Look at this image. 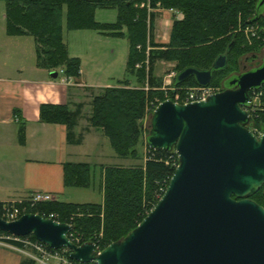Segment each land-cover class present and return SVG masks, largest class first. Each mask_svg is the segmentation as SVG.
<instances>
[{"label":"trees","instance_id":"obj_1","mask_svg":"<svg viewBox=\"0 0 264 264\" xmlns=\"http://www.w3.org/2000/svg\"><path fill=\"white\" fill-rule=\"evenodd\" d=\"M4 1L6 33L9 36L26 34L33 36L36 41L37 64L43 67L63 65L65 74L70 77L79 76L81 62L78 57H71L65 47L62 35L63 17L68 30H102L114 27L121 30L126 26L130 43L126 67L131 71L136 63L145 60L146 44L151 47L148 53L147 79L151 89L147 95L141 90L107 87L104 95L95 96L91 103L93 111L88 117L90 126L102 131L113 151L120 158L136 159L139 156L138 120L144 114L145 102L156 94L153 88L160 86L161 83L153 75L155 61L176 62L178 73L188 67L209 70L216 58L224 55L226 66L214 70L209 83V85L221 84L223 90L227 78L234 74L225 75L226 78L223 75L238 68L241 63L239 58L244 54L247 55L244 59L257 56L255 52L258 46L244 45L243 33L235 31L239 16L243 15V20L247 21L245 23L261 21L264 24V16L257 12L259 0H152L153 7L160 3L163 8L177 9L184 15L183 19L173 21L169 42L159 44L153 41L155 13L149 14L147 29L146 9H138L134 6L144 0ZM64 5L66 13L63 12ZM96 6L115 8L117 22L112 25L96 23L92 13ZM260 34L264 36L263 29L260 30ZM117 35L124 34H110V36ZM138 44L142 46V51L137 50ZM135 72L140 81L146 77L144 67ZM196 85L193 77L176 83V87L183 88ZM256 91L260 93L258 99L260 106L252 112L249 111L248 128L250 130L255 128L261 132L264 130V84ZM82 108V103L76 104L73 110L65 104L45 103L39 106V118L44 123L65 125L67 141L78 145L82 143L83 137L82 133H75V128L82 118ZM18 133L19 140L23 142L24 123L20 124ZM177 164L178 159L174 149L165 151L148 147L144 164L139 167H104L102 203L77 204L52 200L35 205L29 213L54 214L58 222L73 225L75 233L81 238V244L90 241L103 249L110 243L124 238L149 213L164 193ZM90 182L89 164L64 165L66 187L87 188ZM251 199L264 207V187L251 196ZM30 236L35 239L33 235ZM11 243L22 247L21 243L14 241ZM66 255L69 256V251ZM20 264H34V262L25 258Z\"/></svg>","mask_w":264,"mask_h":264},{"label":"water","instance_id":"obj_2","mask_svg":"<svg viewBox=\"0 0 264 264\" xmlns=\"http://www.w3.org/2000/svg\"><path fill=\"white\" fill-rule=\"evenodd\" d=\"M264 0L257 12L264 16ZM257 56L247 58L248 61ZM264 58V57H263ZM220 55L211 69L188 67L175 82L193 77L209 85L214 70L226 66ZM50 75L57 77V72ZM264 84V60L231 75L220 92L187 104L165 100L150 117L146 145L175 150L178 165L164 193L124 238L96 251L94 242L73 243L74 227L36 213L14 221L0 218V231L66 249L84 264H264V207L251 199L264 187V130L248 128L250 91Z\"/></svg>","mask_w":264,"mask_h":264},{"label":"crops","instance_id":"obj_3","mask_svg":"<svg viewBox=\"0 0 264 264\" xmlns=\"http://www.w3.org/2000/svg\"><path fill=\"white\" fill-rule=\"evenodd\" d=\"M172 12L164 11L155 18L152 30L155 43L169 42L175 16ZM30 37L9 36L6 23L5 34L0 35V202L24 201L33 192L41 191L51 194L53 200L75 203L70 191L75 187L64 184V165L89 164L75 159L88 157L105 141L102 136L99 138L97 129L90 126L86 130L79 120L75 133H82V143L70 144L65 125L40 121L39 106L65 104L73 110L84 97L80 91L86 94L110 86L87 79L82 67L77 84L65 85L55 80L50 70L37 64L35 42ZM21 123L25 126L23 142L18 133ZM103 169L104 166L101 191ZM25 258L18 250L0 245V264H20Z\"/></svg>","mask_w":264,"mask_h":264},{"label":"rangeland","instance_id":"obj_4","mask_svg":"<svg viewBox=\"0 0 264 264\" xmlns=\"http://www.w3.org/2000/svg\"><path fill=\"white\" fill-rule=\"evenodd\" d=\"M152 0H144L140 3H136L134 6L138 9H146L147 12V29L149 27V14L155 13V18L159 17V14L164 11H170L175 15L174 20H181L184 18V15L181 11L177 9H165L160 3H157L155 7L151 4ZM264 7V6H263ZM64 13H66V6L64 5ZM93 16L96 23L100 24H115L117 22V10L115 8H101L96 6L93 8ZM155 22V21H154ZM247 21L243 20V15L239 16L238 26L235 30L236 32H241L244 35V45L246 46H254L257 45L258 49L255 52L257 54L256 59L248 61L244 59V54L239 59L241 63L238 68L233 69L229 73H225L223 75L224 78L231 74L239 73L240 71L250 70L260 63H262V59L264 60V36L260 34V30H264L263 22L256 23H245ZM106 26V25H105ZM126 27V26H125ZM122 27V29H118L116 27L111 29H82V30H68L66 28L65 17H63L62 23V35L63 42L65 47L68 50V54L74 57H78L81 62V67L85 72V76L87 79L101 81L102 84H108L109 88H125L130 90H141L144 93L146 91V83L148 79V69H149V58L148 53L151 50L148 43L145 47V55L146 58L142 62H138L135 64L133 71L127 69L126 61L128 58V52L130 48V43L128 41V37L126 34L127 27ZM102 34H101V33ZM111 33L116 34H124L120 36H110ZM5 34V1L0 0V35ZM26 36H31L26 34ZM166 37V36H165ZM30 41L35 42V50H36V41L33 36L30 37ZM260 47V48H259ZM137 50L142 51V46L140 44L137 45ZM250 54V53H249ZM247 56V55H246ZM145 65V66H144ZM46 69L52 71H57L58 77L55 80L60 81L62 84L71 85L77 84L76 79L79 77H70L65 74L64 66H44ZM144 67L146 71V77L144 80L140 81L135 71H138ZM177 72V63L176 62H168L157 60L153 63V75L158 80L161 81L160 86L155 87L153 91H156L155 95L152 98H148L145 102L144 114L141 119L138 120L140 137L138 140L137 151L138 158H120L113 151L110 146L109 140L104 136L102 131L98 130V136L101 139H104V145L101 144L100 149L91 153L88 157H84L83 159H75L77 161L88 162L91 166V182L87 188H70L71 193H73V197L71 200L78 204H100L102 202V191L100 186L101 181V170L102 167L108 166H120V167H139L144 164V159L148 151V147L145 142V137L148 134L150 128V117L147 112V104L149 101L163 100L166 95L169 96L170 92L165 93L162 89L164 87V82L167 79V75L170 72ZM80 75V71H79ZM227 75V76H225ZM76 86V85H74ZM149 86V84H148ZM218 89H222L220 85H212ZM69 87V86H68ZM78 87V86H77ZM183 88V87H179ZM189 88V87H187ZM77 89V88H76ZM87 89V88H86ZM186 89V87H185ZM105 88L97 89L95 92H91L84 94L83 91H80L81 95H84L82 98L83 108H82V118L81 126L85 127L86 130H89L90 127L88 117L92 114V106L91 103L95 96L102 97L104 95ZM79 91L76 92L78 95ZM71 95V94H70ZM80 95V96H81ZM87 127V128H86ZM93 128V127H91ZM84 129V130H85ZM83 130V131H84ZM252 131V130H251ZM258 135V134H257ZM103 153V154H102ZM107 153V156H103ZM262 206V205H261ZM82 236L81 233H79ZM55 263L54 261L52 262Z\"/></svg>","mask_w":264,"mask_h":264},{"label":"built area","instance_id":"obj_5","mask_svg":"<svg viewBox=\"0 0 264 264\" xmlns=\"http://www.w3.org/2000/svg\"><path fill=\"white\" fill-rule=\"evenodd\" d=\"M177 72L171 71L170 74L167 75V79L164 82V87L162 88L165 93L170 92L169 96L166 95L163 100H157L149 101L147 104V112L149 117H151V114L156 109V107L162 103L165 100H171L175 103L179 104H187L192 103L196 101L205 100L208 96L215 94L217 92H220L221 89H218L212 85L207 86H192L185 89L179 88L174 86V78L176 77ZM146 91L150 90L151 88L148 86V83H146ZM155 88H153L154 90ZM259 92L256 90L252 91V94H250V103L246 109V111L252 112L256 109L257 106H260L258 103L259 99ZM250 114V113H249ZM256 135H260L262 132L258 131L257 129L252 130ZM175 152V150H174ZM176 154V152H175ZM177 155V154H176ZM178 159V157H177ZM178 165V164H177ZM177 167V166H176ZM53 196L49 193L41 192V191H35L33 192L28 199L24 201L19 202H0V218L10 222L18 219L20 216H22L25 213H29V210L32 209L35 205L52 201ZM44 218H49L56 220V216L54 214H48V215H41ZM68 238L75 244L81 245V238L75 233L74 229L68 234ZM18 242L22 244V247H17L13 245L11 242ZM0 245L9 246L11 248H14L24 254L28 259L32 260L34 264H84L78 261H74L69 258V256L66 255V252H68L66 249H51L44 243L40 242L37 239H32L30 235L18 237L11 234H8L6 232H0ZM96 251H100L98 245H96ZM87 264H93V263H87Z\"/></svg>","mask_w":264,"mask_h":264},{"label":"flooded vegetation","instance_id":"obj_6","mask_svg":"<svg viewBox=\"0 0 264 264\" xmlns=\"http://www.w3.org/2000/svg\"><path fill=\"white\" fill-rule=\"evenodd\" d=\"M240 72H242V71H240ZM240 72H239V73H240ZM236 74H238V73H236Z\"/></svg>","mask_w":264,"mask_h":264}]
</instances>
